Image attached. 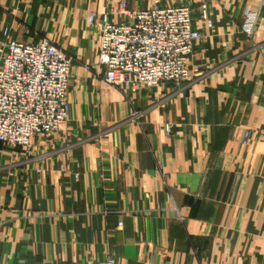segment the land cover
Wrapping results in <instances>:
<instances>
[{
	"label": "crops",
	"instance_id": "1",
	"mask_svg": "<svg viewBox=\"0 0 264 264\" xmlns=\"http://www.w3.org/2000/svg\"><path fill=\"white\" fill-rule=\"evenodd\" d=\"M126 1L207 3L179 87L104 81L87 17L119 0H0V43L46 37L73 58L62 129L0 143V264H264V0Z\"/></svg>",
	"mask_w": 264,
	"mask_h": 264
},
{
	"label": "built area",
	"instance_id": "2",
	"mask_svg": "<svg viewBox=\"0 0 264 264\" xmlns=\"http://www.w3.org/2000/svg\"><path fill=\"white\" fill-rule=\"evenodd\" d=\"M195 16L205 28L213 27L205 2L196 14L189 5L134 9L126 0H119L99 18L90 12L87 23L100 25L95 61L104 68V81L124 93L162 84L179 87L190 77L189 59L201 37L193 24ZM258 21V12L246 9L241 32L252 36ZM72 64V56L46 37L37 43L20 39L0 43L1 144L30 151L34 136L49 138L62 129L70 116L67 93ZM141 115L133 111L131 118ZM170 129L167 123L165 130ZM248 136L245 131L243 143Z\"/></svg>",
	"mask_w": 264,
	"mask_h": 264
}]
</instances>
